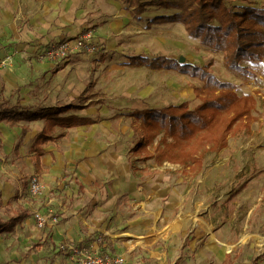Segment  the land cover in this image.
<instances>
[{"label": "rangeland", "instance_id": "374dc122", "mask_svg": "<svg viewBox=\"0 0 264 264\" xmlns=\"http://www.w3.org/2000/svg\"><path fill=\"white\" fill-rule=\"evenodd\" d=\"M224 2L235 10L245 6L264 8V0ZM162 13L163 10L148 8L135 18L124 0H0V32L6 42L0 41V50L4 51L0 68L17 79L1 89L0 96L8 97L16 90L24 103L41 101L45 106H69L79 96L89 97V106L69 113L96 121L92 126L69 131L55 128L52 133L57 138L44 145L46 157H42L41 164L40 157L34 158L31 145L44 125L53 129L49 123L28 124L30 133L22 137L19 127L0 125L1 198L3 204L8 202L10 207L29 214L13 232L0 235V264H75L60 250L63 243L52 239L55 229H39L33 212L59 225V210L64 203L68 207L72 203L69 204V194L57 196L56 183L70 189L73 185L67 179L81 164L103 174L108 164L115 167L124 162L131 178L128 173L134 172L127 165V151L133 144L129 113L182 103L192 110L207 96L205 88L203 95L196 96L195 89L204 85L197 78L175 71L124 66L127 56L137 54L206 66L217 80L230 83L240 99H247L243 106L248 109L243 115L246 127L234 128L226 147L209 156L197 176L179 165L149 164L150 178L144 172L134 174H143L148 182L135 179L133 184L122 183L125 193L114 204L120 210L116 224L120 228L110 232L118 236L104 241L99 254L119 256L122 264H223L227 254L236 257V264L260 259L264 252V243L259 244L257 239H264V60L250 63L245 75L231 71L222 53L202 46L181 24L146 26L152 17ZM78 37L93 41L97 54L74 51L53 65H39L37 57L46 47ZM22 44L25 48L19 51ZM146 165L136 162L140 170ZM57 174L56 180L46 183L45 179ZM32 178L41 180L46 197L56 198L55 208L46 197L29 203L19 199L18 192L21 190L24 195V186ZM105 185L113 187L111 182ZM140 186L145 194L137 196ZM144 195H148L146 201ZM110 217L106 220L114 224L112 220L117 217L112 214L109 220ZM182 219H188L186 234L167 237L165 225ZM201 219L227 245L249 234L256 237L244 240L236 248L225 249L212 242ZM150 225L155 229L150 230ZM151 232V237L157 236L158 240L151 245L143 243L138 235ZM198 238L205 239L203 245L195 244ZM72 239L71 243L79 242Z\"/></svg>", "mask_w": 264, "mask_h": 264}, {"label": "trees", "instance_id": "16d2710c", "mask_svg": "<svg viewBox=\"0 0 264 264\" xmlns=\"http://www.w3.org/2000/svg\"><path fill=\"white\" fill-rule=\"evenodd\" d=\"M124 3L132 8L135 18L148 8L163 10L164 13L152 17L146 26L181 24L202 46L222 53L231 71L245 75L250 63L264 60V8L245 6L235 10L224 0H124ZM89 45L91 52L97 54L96 44L89 40ZM126 58L124 66L127 67L175 71L201 80L204 85L202 89H195L197 97L204 94V88L207 90L202 103L192 110L182 103L128 114L133 144L127 151V164L134 174H148L149 164L161 167L168 163L179 165L197 176L202 172L205 160L226 147L233 129L238 125L246 127L243 115L248 109L243 106L247 99H240L230 83L217 80L206 66L180 63L165 56L137 54ZM216 91L219 93L215 94ZM89 99L79 96L69 106L28 105L23 104L17 91H13L9 97L0 98V123L18 127L21 123L45 120L51 127L60 129L91 125L96 123L92 118L69 113L89 106ZM26 131L22 130L21 137ZM52 131L34 139L33 151L37 157L43 154L42 146L55 139L51 136ZM137 161L147 164L143 170L136 167ZM28 217L21 208L10 207L8 202L3 204L0 193V235L13 232ZM228 262L229 256H226L223 264H230ZM252 264H256V260Z\"/></svg>", "mask_w": 264, "mask_h": 264}, {"label": "crops", "instance_id": "0c3cea01", "mask_svg": "<svg viewBox=\"0 0 264 264\" xmlns=\"http://www.w3.org/2000/svg\"><path fill=\"white\" fill-rule=\"evenodd\" d=\"M3 38H5V36L3 35L2 32H0V41L2 43H6ZM19 39L22 41L24 40L21 38H19ZM5 40L7 41V39H5ZM17 44H18V46H20L19 43H17ZM24 48H25V46L22 44L21 47L18 48V50L22 51ZM43 53L44 52H42V54L37 57L38 59H40L39 60L40 62H38L40 66H42V67L44 65L50 66L51 64L53 65L56 63L54 61L41 59V56L43 55ZM3 56H4V51L0 50V58H2ZM32 63L34 64L33 61H32ZM15 81H17L16 76L11 75L10 72L7 71L6 69L0 68V90L1 89L3 90V88L5 89L7 84L12 85L13 83H15ZM13 91H16V90H13ZM13 91H11V92H13ZM9 95H8V97H9ZM18 95H19V93H18ZM1 97H3V96H0V98ZM4 98H7V97L5 96ZM22 101H23V99H22ZM34 103L43 104V102H41V101H35ZM23 104L31 105L33 103L29 104V103H24V101H23ZM53 107H55V106H53ZM75 115H77V114H75ZM39 121H45V120H39ZM32 123H21L18 126L20 133L22 134V130H27L24 135H26L27 133H30L29 128H31V127H28L27 125L32 124ZM94 124L75 127V129L86 127V126H92ZM0 125H4V124L0 123ZM41 129L42 130H40L37 135L41 134L42 132H44V133L46 131L49 132L48 127L45 125ZM56 129H59L62 131H69V130H73L74 128H69V129L56 128ZM53 130H55V128H53ZM0 131H2L1 127H0ZM37 135H36V137H37ZM51 136L53 137V133ZM55 138H57V137L55 136ZM53 142H54V140L52 142H49L48 144H46V146H48L49 144H51ZM33 144H34V142H33ZM33 144L31 145L32 149H33ZM44 147L45 146H42V148H41L43 151V154H42V156H40V159H39L40 164L43 162L42 157L43 158L46 157V152H45ZM33 154H34V158L37 157L35 155V153H33ZM48 157L51 161V158L49 155H48ZM49 159L47 158L46 160L48 161ZM125 166L126 165L124 162L121 164L115 165V167L113 165L108 164L107 170L103 171V174H101V171L92 170L90 168V165H88L86 167V165L81 164L77 167L76 172L73 174V176L70 175L69 179H67V180L71 181V183H72L71 185H73V186H71L70 189L62 187L63 183H61V184L58 182L56 183L57 184V190H58L57 196H60V194L63 196L69 194V204L72 203V206L68 207L66 205V203H64L62 209L59 210L61 223L57 226L56 225L47 226L49 228L55 229L54 233L52 232V234H51L52 239L54 241H56V239H57L62 243L74 244V243H71V242H73L72 241L73 240L72 237H73V238H75V240L79 241V242H77V244H74L75 246L87 247V248L91 249V251L99 254V251H102V248H103L102 244L104 241L110 242L111 240L109 239V237L113 239V237L118 236V235L110 234V232L115 231L116 229L120 228V226L116 225L118 220L120 219V217L118 216V213H120V210L118 209L117 205L114 206V204L117 202V200H118L117 198H119L121 195H123L125 193V188H122V185H123L122 183L133 184V181L135 179H137L139 181H142V179H143V180H145L144 182H148L146 177L148 178V176H149V178H150L152 176L150 174V172L148 174L144 175L146 177H143V174H142V176L139 175V177H138V175L136 176L130 172V173H128L129 176L131 177L129 179L128 175L126 173V170H125ZM57 176H58V174L55 175V177L50 176L49 179H45L46 183L47 182L48 183L53 182L54 180L57 179ZM39 181L41 182V180H39ZM105 182H111V184H113V187H111V188L107 187L105 185ZM120 184H121V186H120ZM27 187H28L27 185L24 186V189L26 188V193L24 195L21 192V190L17 194L19 199H22V201L24 203H29L28 201L36 200V199L39 202L44 197H46L47 192L45 190L42 196H40L38 198L31 199L29 197ZM138 193L145 194L144 193V187L140 186L138 188V191H137V196L139 195ZM132 194L135 197V194L133 193V191H132ZM53 198L49 199V196H48L45 199H47L49 203L53 202V205L55 208V206L57 205V204H55L56 198H54V199ZM143 198H144V201H146L148 199V195H144ZM45 204H46V202H45ZM138 205L140 206V205H142V203H139ZM114 207L116 210H114ZM141 207H139V208H141ZM110 212H112L113 216L115 215L117 217V219L112 220L114 222V224L112 222L110 223V221L106 220L108 215L111 216L109 218V220L112 218V214H109ZM154 218L156 219L157 215H155ZM187 220L188 219H186V220L182 219L181 221H178V222L177 221H172L171 223L168 222L169 224L165 225V228L167 230L166 231L167 237H169V238H174L175 236L183 237L184 233L186 234V232L188 231L189 225L187 224ZM206 224L207 223L205 222V224H204L205 227H206ZM193 225L196 226V223ZM149 227H150V230L155 229V226L152 227V225H150ZM205 229H207V227ZM123 234H125V233H123ZM152 234H154V233L151 232L145 236L143 234L138 235V236H140L139 238L143 239V243H145V244L148 243V245L149 244L151 245L156 240H158L157 236L151 237ZM207 234H209V233H207ZM93 235H96V237L93 238ZM204 242H205L204 238H201V239L198 238L195 240V244L198 243L199 245L200 244L203 245ZM239 242L240 241H238L234 244H231V245L236 244L233 247V248H236L237 246H240V244L243 241H241L240 243ZM214 244H216V243H214ZM262 254L260 256V259H256V258L254 259L253 258L249 264H252L255 260H256V264H260V263L264 264V256H262ZM151 256H153V252H151ZM226 256H229V262L228 263L236 264V261L234 260L236 257H231L230 254L225 255V257ZM257 256H259V255H257ZM224 260H225V258H224ZM224 260H223V262H224Z\"/></svg>", "mask_w": 264, "mask_h": 264}, {"label": "built area", "instance_id": "2783aa9c", "mask_svg": "<svg viewBox=\"0 0 264 264\" xmlns=\"http://www.w3.org/2000/svg\"><path fill=\"white\" fill-rule=\"evenodd\" d=\"M89 40L86 37H78L75 39H64L49 46L41 56V59L58 61L66 58L74 51H92V46L89 45ZM10 60V58H9ZM8 61V60H7ZM45 187L36 178H32L28 183V194L31 199L38 198L43 195ZM33 216L36 220V225L39 229L47 226H54L55 221H48L39 212L34 211ZM60 250L68 254V257L75 264H122L123 260L115 255L97 254L87 247H77L74 244L63 243L60 245Z\"/></svg>", "mask_w": 264, "mask_h": 264}, {"label": "bare ground", "instance_id": "6f19581e", "mask_svg": "<svg viewBox=\"0 0 264 264\" xmlns=\"http://www.w3.org/2000/svg\"><path fill=\"white\" fill-rule=\"evenodd\" d=\"M201 221L205 224V222H204L203 220H201ZM206 227H207V233H209V235H210V237H211L213 243H216L217 245H219V246H221V247H224L225 249L233 248V247L236 245V244H235V245H227V244H225V243L219 241V240L215 237V235L213 234V232L211 231L210 227H209L207 224H206ZM250 237H256V236H252V235L249 234V235L243 237V239L240 240V242H241V241H244V240H246V239H248V238H250ZM257 239H258V243H259V244H263V243H264V239L259 238V237H257ZM240 242H239V243H240Z\"/></svg>", "mask_w": 264, "mask_h": 264}]
</instances>
